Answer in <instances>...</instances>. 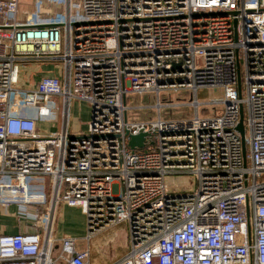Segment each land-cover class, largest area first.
<instances>
[{
    "label": "built area",
    "instance_id": "obj_1",
    "mask_svg": "<svg viewBox=\"0 0 264 264\" xmlns=\"http://www.w3.org/2000/svg\"><path fill=\"white\" fill-rule=\"evenodd\" d=\"M26 60L63 71L22 89ZM202 89L224 91L221 114L198 115ZM146 91L194 118L131 123L126 96ZM76 101L85 133L70 131ZM175 174L195 189H171ZM61 205L85 216L82 250L56 237ZM0 213L19 229L0 232V264H94L92 237L116 225L112 264H264V0H0Z\"/></svg>",
    "mask_w": 264,
    "mask_h": 264
},
{
    "label": "rangeland",
    "instance_id": "obj_2",
    "mask_svg": "<svg viewBox=\"0 0 264 264\" xmlns=\"http://www.w3.org/2000/svg\"><path fill=\"white\" fill-rule=\"evenodd\" d=\"M78 3L76 4V6ZM20 67L19 87L22 89H30L29 82L35 80V71L41 72V75L48 73L49 76H58L62 71V63L54 60H44L34 62L26 60L18 62ZM243 80V76H241ZM35 84V83H34ZM164 100L175 102L179 100H187L189 96L185 92H180L178 95L165 96ZM197 103L200 104L197 108L198 115L201 117L221 114L224 111V91L222 89H202L197 91ZM156 93L146 91L140 94H129L126 96V107L128 108L127 117L131 123H146L156 121L158 116L162 121H178L190 120L195 116V107L192 105H177L170 107H161L156 109ZM215 111V112H214ZM71 125L70 131H80L85 133L88 122L90 120V108L86 103L76 101L70 112ZM53 124V125H52ZM54 122L49 121L44 125L43 131H38L40 134H49L52 132ZM248 153V150H246ZM48 178L44 176H32L28 183L30 190L37 193H45L48 185ZM171 189L186 187L189 192L195 189L194 180L188 175L175 174L167 179ZM64 206L61 205L60 208ZM5 211V210H4ZM60 212V209H58ZM10 212L12 210L10 209ZM1 217H10L14 219L15 227H18L16 219L11 215L0 213ZM58 228L64 236H71L78 240L82 239L87 234V226L85 216L82 215L80 209L72 208L58 215ZM127 227L126 225L112 226L104 232L94 235L90 242V249L97 258V263L103 264L110 260V257L122 258L126 252L127 244ZM85 241L79 242V246H84Z\"/></svg>",
    "mask_w": 264,
    "mask_h": 264
},
{
    "label": "crops",
    "instance_id": "obj_3",
    "mask_svg": "<svg viewBox=\"0 0 264 264\" xmlns=\"http://www.w3.org/2000/svg\"><path fill=\"white\" fill-rule=\"evenodd\" d=\"M34 73L36 75L35 80H34L35 84L42 77L49 76L48 73H47V75L45 73L44 76L41 75V72L35 71ZM34 83L33 82H29V87L32 88L35 85ZM74 105H75V103L73 104V106ZM38 127H39L40 131L44 130V125L43 124H39ZM52 132H54V129L52 130ZM59 209H60V212L58 211V215H62V212L66 211L67 209H72V208H69V207H66V206H62ZM58 219H59V217L57 216V222H56V226H55V231H56V237L59 238V237H62L64 235H62L63 233H61V231L58 228ZM14 222H15L14 219H11L10 217H0V232L4 233V234H15V233H18L19 229H18V227H15ZM69 237H71V236H69ZM72 238H74V237H72ZM80 240H79V242L82 243V241H80ZM126 240H127V238H126ZM79 242H78L77 250L84 249L85 245L83 244L84 246H79ZM91 255H92V259H93L94 264H99V262L97 263L98 260L95 257L94 253H92ZM116 260H119V259H117V257L111 256L110 260L107 261V262H104L103 264H112Z\"/></svg>",
    "mask_w": 264,
    "mask_h": 264
},
{
    "label": "water",
    "instance_id": "obj_4",
    "mask_svg": "<svg viewBox=\"0 0 264 264\" xmlns=\"http://www.w3.org/2000/svg\"><path fill=\"white\" fill-rule=\"evenodd\" d=\"M238 91L240 94V81L238 78ZM237 131L239 132L241 136V144H242V152H243V157L245 158L246 156V147H245V140H244V127H243V112L242 108L240 109V120L237 126ZM144 134H139L137 136H130V141H129V147L131 149H134L135 147L137 148H142L143 146V140H144Z\"/></svg>",
    "mask_w": 264,
    "mask_h": 264
}]
</instances>
